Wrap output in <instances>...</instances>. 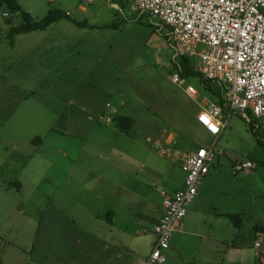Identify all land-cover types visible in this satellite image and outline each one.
<instances>
[{
  "label": "rangeland",
  "instance_id": "1",
  "mask_svg": "<svg viewBox=\"0 0 264 264\" xmlns=\"http://www.w3.org/2000/svg\"><path fill=\"white\" fill-rule=\"evenodd\" d=\"M96 1L89 3L90 8H97ZM105 1L102 0L104 12L112 11L113 21L121 20L120 30L115 32V36L122 40L123 45L116 44L114 53L124 64L130 65L128 70L125 66L106 61L104 49H57L56 43L43 39V35H50L49 26L43 30L16 35L15 43L24 42L35 46L34 50L38 53L36 60L40 65H45L54 58L57 61L62 60L57 57L59 53V57L66 58V66L60 71L58 63L54 64L51 68L54 72L48 75L54 80L47 81L43 80L40 65L32 67L27 62H19V58L16 64L11 62L14 61L11 55L14 42L9 43L6 33L10 25L17 24L20 20L10 18L9 15L13 13L5 4L0 5V218L3 219L0 221V228L9 226L14 231L21 227L24 232V222L19 224L13 219L9 223L12 211L16 207L24 213L30 205L42 202L43 193L53 197L55 204L63 197L67 204L71 203L72 200L58 189L62 180L65 182L63 177L69 170L82 173L84 178L81 185L85 188L101 190L107 182L115 183L116 177H111L108 173L125 170V141L132 145V141L145 145L140 146V154L129 151L137 161L126 165L132 170L136 166V172H132L130 182V188L133 190L128 189L127 192L131 208L133 212L140 208L141 212L145 213L146 210L142 207L146 208L149 202L143 201L140 195L151 197L157 194L158 187L164 185L171 171V160L175 159L176 153L170 145L165 146L164 141H174L179 154L192 151L198 146L215 144L217 154L210 166L202 194L200 192L198 198L201 201V208L197 210L201 212L196 217L199 232L204 234L203 230L213 231L229 240L225 246V264L239 258L245 264H264L261 263L264 259V239L253 226L255 222L264 224V131L260 127V120L253 119L256 131L254 135L247 119L245 120L238 111H234L226 121L222 135L217 140L211 139V135L195 118L200 108L199 97H192L185 90L189 82L195 88L196 79L184 77L180 84L171 81L172 74L168 70L172 65L173 56L169 41H166L168 28L164 26L159 32L144 18L141 21L134 18L124 20L123 14L111 8L108 3L107 7ZM18 2L36 19L53 8L69 10L72 16L64 17L56 23L70 24L74 28L83 27L75 24L73 20L84 19L78 9V3H85L84 0ZM124 9L131 11L130 4H125ZM137 14L136 12L135 15ZM105 18V15L99 17L100 20ZM56 23H52V26ZM89 33L94 36L93 31ZM93 43L97 44V40H93ZM98 54L101 57H98ZM158 54H161L160 60ZM149 64L151 66L147 67ZM24 79L28 81H23ZM92 87L102 91L97 92L100 98L96 107L92 109L88 105H79L87 93L86 90L91 91ZM104 99L108 100L105 104L107 110L98 115L94 111ZM109 103L117 113L133 117L134 123L128 133L120 132L113 123L105 120L106 114L111 112ZM105 124H109L107 128ZM38 136L43 141H37ZM61 147L65 156L59 151ZM15 157L30 159L29 162H16L13 160ZM6 159L12 160L20 169L3 165L2 162ZM246 160L253 163L252 168L239 171L234 169V164ZM141 167L143 171H140ZM99 195L101 196V192ZM121 195L122 192L119 197ZM71 207L72 205L69 206ZM214 211L218 215H221L219 211L239 213L241 223L236 225L233 222L235 219L223 214L218 217L220 223L213 230L209 220L214 219L211 216ZM147 213L150 219L154 218L152 207ZM9 215L10 219H7ZM81 224L85 223L78 222L74 233L80 229ZM146 226V231H141L136 239L143 251L148 249L152 237L149 234L151 223ZM114 237L127 241L133 239L117 231L114 232ZM255 241L261 243L259 251L263 252L258 256H253L252 246ZM115 245L106 254H102L100 250L91 254L90 248L85 253L78 248L77 254L66 251L65 256L72 264L77 255H82L83 264H101L103 259L109 261L112 256L115 264L118 261L116 252L126 254L120 244ZM212 245V242L207 244V240L202 236L188 234L187 242L182 248L185 251L206 250ZM230 245L237 248H229ZM113 251L115 253L110 255ZM51 254L43 259L35 253L34 264H55L56 260L60 259V251ZM132 256L133 254H130L129 261ZM125 263L124 258L123 264Z\"/></svg>",
  "mask_w": 264,
  "mask_h": 264
},
{
  "label": "crops",
  "instance_id": "2",
  "mask_svg": "<svg viewBox=\"0 0 264 264\" xmlns=\"http://www.w3.org/2000/svg\"><path fill=\"white\" fill-rule=\"evenodd\" d=\"M94 1L96 0H84L85 3H78V9L84 16L83 20H86V22H88L89 24L87 27L83 26L81 28H77L75 26L74 28L73 25L70 24L66 25L64 23L55 22V25L52 26L51 24L48 27L50 28V35H43V39L44 41H52L56 43L57 49H62L61 51L67 49L68 47H76L78 51H93L94 49H104L106 51L104 54L106 61L117 66H125V69L128 70L130 65H128V63L124 64V61L122 59H119L118 56L114 53L116 44L123 45L122 40H119L115 36V32L120 30L121 20L119 22L117 20L113 21V12H104L102 7V0L96 1L95 7L97 8H90L89 3H94ZM105 2L106 5L108 3V5L114 10H119L123 14L124 20L134 18L141 21V19L144 18L148 23L156 27L159 32L163 30V26L155 17H150L147 14H141L139 17H137V15H135L136 12H134L135 10H133V7L131 6L129 0H106ZM125 4H130L131 11H129V9L127 12L126 9H124ZM99 7H101L102 9H100ZM64 11L69 12V16H72L71 11ZM102 15H105L107 18H105V20H100L99 17H101ZM74 20L82 21L76 18ZM113 23L116 24V26H107ZM67 31H69L68 34ZM92 31L94 36L89 33ZM95 39L97 40V44L93 43V40ZM166 41L168 42L167 37ZM43 46L46 47L47 45ZM34 47L35 46L31 45L30 43L25 44L24 42H22L20 44L19 42H14V45L11 47V55L13 56L14 61L11 62H15L16 64L17 59L19 58V62L21 63L27 62V64L32 67L39 66L40 62L36 60V56L38 53L34 50ZM169 47L172 49L170 45ZM59 55L60 53L57 57L61 58L62 60L57 61L56 58H54L50 60L49 63L40 65L42 67L43 80H54V78H50V76L48 75L54 72V70L51 68L55 63H58L59 71L66 66V58L59 57ZM158 56V59L160 60L161 54H158ZM172 56L174 57L173 49ZM98 57L101 56L98 54ZM137 59L139 60V58ZM150 66V64L147 65V67ZM23 81H28V79H24ZM86 92V95L82 97L83 101L79 105H88L92 109H94L100 98V95L97 92L102 91L97 87H92L91 91L86 90ZM107 101L108 100L105 99L102 100L99 103L98 108L94 112H96L98 115L106 112L107 108H105V104L107 103ZM199 110L200 108L196 112L195 118ZM234 111L238 110L233 109L229 112V114L227 111L223 110V119L228 121V118ZM238 112L241 114L240 111ZM241 116L245 120L247 119V121L253 119L249 116L244 117L242 114ZM197 123L200 124L198 121ZM105 125V127L107 128L109 124ZM224 128L221 130L217 137L211 136V139L217 140L222 135ZM38 137H35V139L38 138L37 141H43L40 136ZM170 140L171 139H169V141H164V145H170V148L174 151V153H176L177 157L175 155V159L171 160L172 166L169 167L171 171H169L164 185L160 187H164L169 192H175L176 190L182 188L184 185L185 175L183 170L181 171L180 165L184 154L190 151L179 154V152L175 148V142ZM0 141L2 140L0 139ZM132 142L134 143L133 145L128 144V142L125 141V145L127 146V149L124 153L126 157L125 170H119L117 173H108L111 177H116L115 183H113V181L107 182V185L101 190L89 187L85 188L81 185V181H83L84 178V176H82V173L80 171L71 172L69 170L68 174H65V176L63 177L65 179V182L62 180L61 185L58 187V189L62 192L63 195H67L72 200L71 203L67 204L64 201L63 197V199H58V202L60 204H55V202L53 201V197H49L48 193H45V195L43 193L42 202L30 205L24 213L18 211L16 207H14L13 211L10 209L13 215L11 219L10 215L7 217V219H10L8 220L9 223L12 222L13 219H16L19 224L20 222H24L25 228L24 232L21 227H17L14 231H12L11 227L9 226L0 228V264H34L35 262L33 261V259L35 258V253H38L37 257L46 259L47 255H52L51 252L56 251H60L61 256L58 261L56 260L55 264H62L61 262L72 264V261H70V259L65 256L66 251H72L73 253L77 254L76 249L79 248L80 250H84L86 253L90 248L91 254L99 250L100 252H102V254H106L108 250H112V248L116 246L115 244H120L124 248V251H126V254L124 255L120 251L116 252V258L118 261L115 264H123L124 258L126 260L125 264H142L146 257L149 255L156 241L154 226L159 216L161 215V195L159 192L160 187H158L157 194L152 195L151 197L147 196L146 194H141L140 198L143 201L149 202L146 208L142 207L146 210V212H141L140 208L139 210L136 209V212H133L131 208L132 204L130 203V196L127 195V192L128 189L133 190L130 188V182L131 176H133L132 172H136V166L132 170V168H127L126 165L131 164V162L137 161L135 156L129 154V151L133 150L134 153L140 154V146L145 145H141L140 142ZM99 145L101 146V144ZM59 151L65 156V152L62 147ZM104 158H106V156H104ZM29 159L30 157L26 159L15 157L13 160L16 162L20 160L29 162ZM2 164L12 165L17 170L18 168L20 169V166L15 165L14 162L9 159L4 160ZM143 170L144 169L141 167L140 171ZM209 172L210 171H208V173L200 182L197 189V194L190 203L188 210L183 217L181 228L175 230L172 233L169 239V246L166 250H164L166 261L162 264H181L180 262H182V264H225V246L228 245L229 240L224 236L220 237L221 234L214 233L213 231L209 230H203L204 234H200L199 226L196 224L198 222V219L196 217L198 213L201 212L197 211L201 208V201L200 199L198 200V198L200 196V192L202 194V190L204 189L203 186L206 184V179ZM81 187L83 188V190H81ZM100 192L101 196L99 195ZM121 192L122 195L121 197H119V194ZM102 194H104L105 196H102ZM108 196L109 199H107ZM70 205H72L71 208H69ZM151 207L153 212H155V216L154 218L152 217L150 219V215L147 212H149ZM219 212L221 215L234 213L224 211ZM211 214L214 219L209 220V225L210 227H213L214 230L220 223L218 217H220L221 215H218L216 211L211 212ZM1 220L3 219L0 218V221ZM78 222H84L85 224H81L80 229L74 233V227ZM148 223H151L149 234L152 237L148 249L146 251H143L136 239L137 236L141 234V231H146V225H148ZM256 225L264 224L263 222H255V224L253 225L255 230ZM115 231H117L119 234L121 233L124 236L133 239H129L127 241L124 238H115ZM212 233H214L215 235ZM258 233H260L264 239V233ZM188 234H192L193 236L198 237L202 236L207 240V244L209 242H212L213 245L211 246V248H208L206 250L198 249L193 251H185L182 247L187 242ZM253 245V256L263 254V252L259 251V249L261 248L260 242L255 241ZM229 248L237 247L230 245ZM113 253H115V251L111 252L110 255H112ZM130 254H133V256L129 261ZM62 255H64V257ZM81 257L82 255H77V258L75 261H73V263L79 264L81 262L80 264H83L84 262H82ZM261 263H264V259L263 261H261ZM101 264H113L112 256L109 261L108 259H103ZM229 264H245V262H242L241 258H239L230 260Z\"/></svg>",
  "mask_w": 264,
  "mask_h": 264
},
{
  "label": "built area",
  "instance_id": "3",
  "mask_svg": "<svg viewBox=\"0 0 264 264\" xmlns=\"http://www.w3.org/2000/svg\"><path fill=\"white\" fill-rule=\"evenodd\" d=\"M137 17L147 14L166 26L167 39L174 57L189 55L206 79L217 81L230 110L244 117L248 112L260 120L264 131V0H129ZM7 14V13H6ZM182 78L173 72L171 81L180 84ZM190 96L197 90L188 85ZM197 121L212 136L217 137L226 126L222 108L203 95ZM105 120L111 122L117 113L111 107ZM108 108V109H109ZM217 151L215 144L199 146L184 154L181 169L184 185L175 192L159 188L161 215L155 226L156 241L142 264H162L164 250L172 233L180 229L182 220L197 189L208 173ZM249 160L234 165L235 170L251 168Z\"/></svg>",
  "mask_w": 264,
  "mask_h": 264
},
{
  "label": "trees",
  "instance_id": "4",
  "mask_svg": "<svg viewBox=\"0 0 264 264\" xmlns=\"http://www.w3.org/2000/svg\"><path fill=\"white\" fill-rule=\"evenodd\" d=\"M5 4L13 14L19 17V23L10 25L6 38L9 40V43L12 44L14 42V38L16 35L27 33L33 30H43L50 26L52 23L59 21L64 17H68L66 12L61 9L53 8L50 9L44 16L41 18H34L29 11H26L19 4L18 0H0V5ZM10 19V18H9ZM75 24L78 26H88V22L86 20L77 21L73 20ZM107 26H116V24H111ZM170 44V43H169ZM172 65L169 68V72L172 74L174 71L178 72L180 77L183 79L184 77L187 79H196L195 88L197 90L196 96L199 99L206 95L210 99L214 100L216 103L222 106L224 111H229V105L223 95L221 85L214 80L206 79L202 73L200 72L196 58L189 55L176 56L171 60ZM189 84H191L189 82ZM249 117H252L250 112L247 113ZM113 123L115 127L122 133H128L134 123L133 117L123 114L121 112L115 113L112 117L110 124ZM249 127L254 135H256L255 127L253 125V119L247 121ZM227 215L231 219H235L233 222L236 225L240 224V214L239 213H227ZM257 232L264 233V225H256L255 226Z\"/></svg>",
  "mask_w": 264,
  "mask_h": 264
},
{
  "label": "clouds",
  "instance_id": "5",
  "mask_svg": "<svg viewBox=\"0 0 264 264\" xmlns=\"http://www.w3.org/2000/svg\"><path fill=\"white\" fill-rule=\"evenodd\" d=\"M51 1V0H50ZM69 12H66V15H68L69 16ZM10 16V18H19L17 15H15V14H11V15H9ZM164 27V26H163ZM166 37H167V34H166ZM196 89V88H195ZM196 96V95H195ZM194 96V97H195ZM220 105V104H219ZM221 106V105H220ZM221 108H222V106H221ZM231 110L229 109V111H228V114H229V112H230ZM222 112H223V109H222ZM250 161V160H249ZM235 165V164H234ZM253 167V166H252ZM251 167V168H252ZM235 169V168H234ZM237 171H239V170H237Z\"/></svg>",
  "mask_w": 264,
  "mask_h": 264
}]
</instances>
